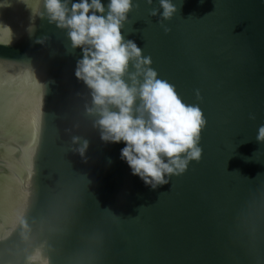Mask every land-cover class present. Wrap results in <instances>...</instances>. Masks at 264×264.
<instances>
[{"label":"water","instance_id":"obj_1","mask_svg":"<svg viewBox=\"0 0 264 264\" xmlns=\"http://www.w3.org/2000/svg\"><path fill=\"white\" fill-rule=\"evenodd\" d=\"M172 3L133 0L120 30L206 121L199 160L154 189L99 139L43 0L0 7V264H264V0Z\"/></svg>","mask_w":264,"mask_h":264},{"label":"clouds","instance_id":"obj_2","mask_svg":"<svg viewBox=\"0 0 264 264\" xmlns=\"http://www.w3.org/2000/svg\"><path fill=\"white\" fill-rule=\"evenodd\" d=\"M157 2L159 16L170 19L175 11L172 0ZM9 3L5 0L0 7ZM43 5L45 11L36 14L64 29L70 48L80 49L73 75L88 90L91 107L86 112L95 115L93 126L102 142L123 143L119 158L130 173L154 189L167 183L169 175L184 172L189 161H198L206 123L201 110L183 103L173 85L157 78L150 58L121 35L133 0H107L106 5L101 0H43ZM149 14L156 15L157 9ZM0 32L12 34L2 21ZM195 95L199 99L198 90ZM256 140L264 142V124L257 127ZM86 147L85 140L78 152L83 155Z\"/></svg>","mask_w":264,"mask_h":264}]
</instances>
